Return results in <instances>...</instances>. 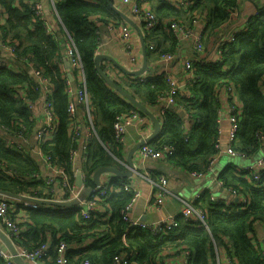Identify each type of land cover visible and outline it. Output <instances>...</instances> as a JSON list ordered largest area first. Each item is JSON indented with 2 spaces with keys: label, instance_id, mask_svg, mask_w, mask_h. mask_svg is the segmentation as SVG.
Masks as SVG:
<instances>
[{
  "label": "trees",
  "instance_id": "16d2710c",
  "mask_svg": "<svg viewBox=\"0 0 264 264\" xmlns=\"http://www.w3.org/2000/svg\"><path fill=\"white\" fill-rule=\"evenodd\" d=\"M30 1L35 0H0L4 19L0 22V40L10 38L18 41L19 56L31 55L49 77L54 89V108L60 121L56 144L51 152L61 166L72 172L69 151L75 144L69 139L67 132L68 98L65 95L66 82L61 69L63 42L60 35H48L42 21H34L28 5ZM55 1L57 14L64 28L77 42L84 65L86 87L96 118L98 138L88 144V160L82 167L88 185L93 186L92 175L100 168L118 167L113 155L122 158L124 154L113 130L115 117L136 109L107 88L95 65L100 44L98 22L106 24L110 19L121 18L106 0L98 4L84 0ZM194 1L186 9L176 8L166 2L154 9L159 25L144 34L150 66L163 54L176 55L184 47L169 34L170 22H183L194 29L195 18L205 16L209 21L204 28V35L206 32L207 35H212L229 22L240 11L241 6V0ZM150 43L156 45L155 50L149 49ZM220 50L222 59L217 62L193 61L194 81L184 90L175 93V104L163 110L159 120L161 131L150 143L157 150L165 146L174 147L175 152L167 161L171 166L183 168L189 174H207L212 158L218 153L216 141L220 103L216 93L226 83L238 87V97L243 104L239 115L237 140L232 148L241 154L242 159H254L258 154L264 156L258 140V135H264V11L258 17L251 18L247 22L246 30L237 33L234 41L224 44ZM154 69H157V75L154 78L148 77L147 82H142L141 76H137L128 77L124 86L118 83L150 111H156L162 103L160 98L170 92L164 72L160 67ZM159 71L162 73L159 74ZM20 84L28 85L29 93L34 96L32 82L27 74L0 71V120L5 124L19 123L20 126L30 129L32 124L29 112L13 95L15 86ZM0 158L8 161L10 168L19 176L15 178L0 175L1 192L33 194L35 190H39L42 182L32 177L40 169L34 159L25 158L18 151L6 149L1 138ZM261 174L263 177L264 171ZM245 175L246 172L231 167L219 176L226 187L248 196L245 205L236 204L224 208L222 204L211 201L208 194L201 197L200 205L196 204L208 212V230L181 222L179 228L162 237H155L142 230L128 233L122 211L133 195L121 189L115 179L112 181L114 191L103 202L104 207L110 205L112 211V217L107 222L95 220L99 214L85 220L77 212L68 214L40 204H36L37 207L18 205L17 210L27 216V221L22 223L25 227L21 233L22 246L34 249L48 241L51 245V260L46 261V264H53L57 256L55 247L59 243H80L89 237L99 238L103 235L109 242L99 255H84L76 260L72 258L71 264H80L85 258L94 264H115V256L130 255L133 252L135 254L129 264H158L159 256L165 252L177 254L174 251L178 249L191 250L188 264H215L217 248H222L238 264H264L260 250L252 244L249 237L254 225L264 221V188H255ZM157 177L153 176L152 179ZM69 254L72 256L71 252ZM78 254L83 255L81 252Z\"/></svg>",
  "mask_w": 264,
  "mask_h": 264
},
{
  "label": "built area",
  "instance_id": "2783aa9c",
  "mask_svg": "<svg viewBox=\"0 0 264 264\" xmlns=\"http://www.w3.org/2000/svg\"><path fill=\"white\" fill-rule=\"evenodd\" d=\"M92 4H98L105 0H84ZM114 4V1L111 0ZM153 0H119L122 6L129 8L130 13L139 19L140 29L143 32H151L158 25L159 20L155 11L151 7ZM166 1V0H165ZM176 8H188L194 4V0H168ZM29 8L33 15L34 21H42L43 27L48 35L57 36L62 38V64L61 69L64 73V79L66 82L65 95L68 98V128L67 132L69 139L75 144V147L69 151V161L72 166V172H68L67 169L58 163V159L53 156L51 149L55 146L56 134L60 127L59 118L55 112L53 103V86L47 74L35 62L31 55L19 56L17 48L19 42L10 38L0 40V71H8L15 74H27L31 79V89L34 96L29 93L28 85H16L13 93L14 97L20 100L24 106H26L29 115L31 128L28 129L25 126H20L19 123L11 122L10 124L2 123L0 120V138L3 144L8 150H15L20 152L25 158H32L39 166V171L35 172L32 177L36 180H41L42 188L35 190L33 194L23 193L19 194L21 198H12L0 193V231H2L7 238L12 242L16 248L18 254L23 260L34 264H46V261H50L49 257L51 251V245L48 241H45L37 246V248L29 249L22 246L21 233L25 227L22 223L26 222V213L17 210L18 205L24 207H37L35 203L26 201L25 198L38 199L44 201H52L57 203H69L77 202V206L52 208L53 210H60L65 213L77 212L85 220H90L94 215L100 214V207L103 202L109 198V194L114 191L112 182H101V185L94 189V195L90 198H82V192L85 188V174L83 172V165L88 160V144L95 138H98V133L95 125L94 109L91 101L90 94L86 87V76L84 71V65L82 57L75 41L74 37L66 31L64 28L56 10V1L50 0L52 8V18L57 20V25H53L50 21V16L46 12V5L42 0H35L28 2ZM115 6V4H114ZM116 7V6H115ZM117 8V7H116ZM118 9V8H117ZM119 10V9H118ZM261 12L255 13V17H258ZM3 9L0 7V22L3 19ZM128 16V15H127ZM121 18V17H120ZM208 18L196 17L194 20V29L189 28L183 22L172 21L169 24L168 32L174 37L180 44L191 47L197 54L199 61L207 54V46L205 40L201 34L195 32V27L201 24L206 26ZM102 23V22H98ZM110 32H117L119 39L125 48L126 69L129 71H137L140 66L143 57L141 51H137L135 43L140 44V41H134L133 32L135 29L124 19H110L106 23ZM202 27V28H203ZM240 33V32H239ZM100 35V31H97ZM237 34V32H236ZM234 34L229 39H220L217 44V57L218 60L222 59V51L220 47L224 44L231 43L235 39ZM100 45V44H99ZM99 48V47H98ZM156 45L150 43L149 49L155 50ZM98 52V51H97ZM96 52V54H97ZM69 62L70 68H66L65 62ZM177 61V56L173 54H163L160 56L157 62L151 64V67H160L164 72L166 80L170 86V92L167 96L161 97L160 101L166 104V108H171L175 104L174 95L177 91H180L182 87L186 86L194 81L193 77V60H183L182 64L185 70V76L182 80H176L169 72L170 66ZM207 61V57L205 59ZM149 69V68H148ZM159 71V74L162 73ZM110 75V76H109ZM109 77L112 73L109 72ZM72 76V79H70ZM148 77L141 75L142 82H147ZM152 78V77H151ZM116 82V81H115ZM108 89L114 91L118 96L120 94L113 90L106 84ZM182 91V90H181ZM262 92L264 93V84L262 85ZM121 97V96H120ZM217 100L220 103L219 118H218V137L216 141V148L218 153L212 158L210 165L207 168V173L212 170V165L218 159L219 154L222 152L220 149V138L222 135V123L224 121V111L227 112L228 121L230 123V146L226 149V153L230 156L241 157V154L232 148V144L237 140V132L239 128L240 114L242 111V103L238 97V87L232 84H224L219 87L216 93ZM122 98V97H121ZM80 113L83 116L85 129L81 131L82 124L80 122ZM223 117V118H222ZM150 119L142 114L137 108L117 115L113 123V130L115 138L118 143L123 147L125 136L130 127H136L138 129L148 127ZM186 127L185 125L183 126ZM84 128V127H83ZM146 130V129H145ZM188 132V129L186 128ZM33 140L36 142L35 148L32 145ZM258 140L262 149L264 150V135H258ZM175 152V148L172 146H165L161 150H157L150 144L142 146L135 154L145 161L161 162L167 161L169 156H172ZM114 160L120 165L128 168V165L124 161V155L122 158L114 156ZM243 157V156H242ZM240 171V170H239ZM246 172L244 176L252 182L253 186L257 189L264 188V176L262 177L261 171H264V156L257 159L247 169H241ZM81 175L82 185L78 186L75 183L78 175ZM0 175L8 177L19 178V176L10 168L8 161L0 158ZM192 177H201L204 173L191 172ZM154 187V192L151 196L150 204L148 207L152 210H157L163 207L166 200L173 196L170 189V181L164 176L160 175L156 179H149ZM219 185L224 187V190L229 194L228 199H217L214 196L211 197V201L217 204H222L224 208H230L236 204H246L248 202V196L243 195L238 190L225 187L221 180H218ZM117 183L126 192H130L133 196L130 203L122 211L123 220L127 223V229L132 228L135 232L138 229L146 231L155 237H162L169 235L175 231L181 225V222L188 223L194 227H202L206 230L208 226V212L202 207L195 205L194 203L180 200L182 207L176 216H171L167 219L155 223H146L140 220H133L131 217L132 210L137 201L141 198L142 194L133 186L128 180L117 178ZM63 198H59V196ZM230 196H234L235 200H230ZM23 197H25L23 199ZM199 199V197L197 198ZM39 205V204H38ZM253 244V242H252ZM254 245V244H253ZM255 246V245H254ZM262 257L264 258V249H260ZM76 246L66 242L59 243L56 247V258L53 264H71L72 256L69 254L74 251ZM174 252L177 254L163 253L158 257V264H188L190 249H178ZM132 254H121L115 256V264H129L133 259ZM0 264H15L14 256L6 243L0 238ZM80 264H94L90 259L85 258ZM215 264H238V262L227 255L224 251L220 252L216 249Z\"/></svg>",
  "mask_w": 264,
  "mask_h": 264
},
{
  "label": "crops",
  "instance_id": "0c3cea01",
  "mask_svg": "<svg viewBox=\"0 0 264 264\" xmlns=\"http://www.w3.org/2000/svg\"><path fill=\"white\" fill-rule=\"evenodd\" d=\"M42 1L47 7L46 12L50 16L51 23L53 25H57L58 23L57 20L51 17L52 8L50 5V0H42ZM113 1H114L115 6L122 13L128 15L135 22V24L140 27L139 19L130 13V10L128 7L122 6L119 0H113ZM166 1L165 0H153L151 3V7L154 10L156 7H159L163 2H166ZM240 3H241L240 11L235 13L229 22H227L220 30L215 31V33H213L212 35H207V32H206V35H204L205 27H203L201 24L195 27V32L203 36L206 46H207V54L202 60H205L207 57V61H210L212 63L217 62L218 57H217L216 51H217L218 41L220 39H229L234 34H236V32L239 33L241 31H245L247 28V22L255 16V13L258 11H264V0H241ZM98 27L100 28V45H99V48L97 49L98 52L96 56L97 55L110 56L114 58L116 62H118L120 65L126 68L127 62H126L125 55H124L125 48H124V45L121 43L117 32H110L106 24L99 23ZM132 36H133L134 41L138 40L141 42V38L136 29L133 32ZM135 48L137 51L139 50L141 51L142 57H143L144 55H143L142 43L140 44L135 43ZM176 56H177V61H175L170 66L169 72L176 80H182L185 76V70H184L182 61L185 59L199 61L200 59L198 58L195 51L187 45L182 47L181 51H179L176 54ZM143 61L144 60H142L140 66L138 67V70L142 68ZM102 66L104 67L103 69L104 72H106L108 75H109V72L112 73V76L110 78L116 81L117 84L118 82H121L120 78H126L125 79V82H126L128 81V77H130L124 74L122 71H120L118 68H116L112 63L108 61H104L102 63ZM148 68L149 69L147 70L145 75L146 76L149 75L154 78L157 75V69H154V68L152 69L151 66L149 65V62H148ZM241 105L243 109V104ZM166 109H167L166 104L161 103L158 109L156 111L152 110V112L160 120L163 114V110H166ZM223 115H224V118L222 117L224 119L222 123L223 132L220 138V149L222 152L219 154L218 159L212 165V170L210 173H207L205 175H202L201 177L195 178V177H192L188 173V171H186L185 169L171 166L168 161H164V162L163 161L161 162L145 161L137 155L134 157L135 174L132 178L125 179V180H128V182H130L133 186L137 187V189L142 194L141 198L137 201L136 205L134 206L132 210L131 217L133 218V220H140L146 223H155V222L162 221L163 219H167L171 216H176L182 207L180 200H185V201L194 203L195 205L199 203L200 205L201 197L204 194L210 195V199L212 196H214L217 199H228L229 198V194L226 192L227 190H224V187L219 185V182H218V180H220L219 176L222 174V172L228 170L231 167L236 168L238 171L239 170L241 171V169H247L256 161V158L243 159V160H246V163H247L246 165H243V166L230 165L231 160L236 159L237 156L233 157L226 153V149H228L230 146V123L228 121V115L226 111H224ZM80 118H81L80 122L82 126L84 127V128L82 127L81 131H83L85 129V124H84L83 116L81 113H80ZM153 131H154V125L151 122V120H150L148 127H144V128L141 127V129H138L136 127H130L128 129L126 136H125V141L123 143V152H124L123 155H124L125 162H126V158H127L129 151L134 146H136L138 143H140L142 140L148 139L152 135ZM0 135H3V134L0 132ZM32 145L35 148L36 146L35 140H33ZM117 168H119L122 171H127L128 169L120 164ZM93 175H92V180H91L92 182H93ZM160 175H164L169 179L170 184H171L170 189H171L173 196H171L170 198L166 200V203L163 207H160L157 210H152L148 206L152 204V201L151 203L149 202L154 192V187L152 186V183L149 181V179H152L153 176H160ZM77 179L78 177L75 180L76 185H78ZM115 179L117 178L114 177L112 174H104L101 177V182L108 183L109 181L112 182ZM84 182H85V188L82 192L81 197L90 198L94 194L89 195L85 193L84 192L85 189L86 188L95 189L97 188V186H95L94 182H93V186L88 185L87 178H85ZM39 188H42V183L40 184ZM198 197L199 199H197ZM59 198H63V196L60 195ZM235 199L236 198L234 196H230V200H235ZM104 206H105L104 204H102V206H99L101 213L95 220L100 219L102 220V222H107L112 217V211L109 208L110 205L109 206L106 205V207ZM44 207L47 208L48 206H44ZM131 231H134V230L132 228H130L129 230L127 229L128 233ZM249 237L251 238L255 246L259 247L260 249H264V221L257 222L254 225L253 230H251L249 233ZM125 240H127V238ZM108 242L109 241L107 240V238L103 237V235L99 238L89 237L84 242H80V243L72 242V244L76 246V249L71 252L72 258L76 260V258H81L84 255L85 256L86 255H99L100 252L107 246ZM83 251L85 253H83ZM219 251L223 252L222 248ZM79 252H81L83 255L78 254ZM23 261L25 264H34L26 260H23Z\"/></svg>",
  "mask_w": 264,
  "mask_h": 264
},
{
  "label": "water",
  "instance_id": "95a60500",
  "mask_svg": "<svg viewBox=\"0 0 264 264\" xmlns=\"http://www.w3.org/2000/svg\"><path fill=\"white\" fill-rule=\"evenodd\" d=\"M107 3L110 5V7L124 20H126L130 25H132L139 33V36L141 38V43H142V48H143V66L140 70L137 71H129L122 65H120L118 62L114 60V58L106 55H97L95 58V65H96V70L100 77L104 80L105 84L110 86L113 90L117 91L120 96L124 97V99L130 103L132 106L137 108L140 112H142L144 115H146L151 122L154 125V131L152 135L146 139L142 140L140 143H138L136 146H134L128 153L127 158H126V163L128 165L127 171H122L117 167H104L98 169L94 175H93V182L95 186L99 187L101 185V177L104 174H112L116 178H121V179H130L134 176L135 174V162H134V157L136 152L144 145L150 144L155 137L158 136V134L161 131V123L159 119L156 117V115L150 111L148 108H146L144 105H142L141 102H139L135 97H133L131 94L126 92L120 85H118L113 79H111L106 72L102 69V63L104 61H108L112 63L116 68H118L120 71H122L124 74L130 77H137L146 74L148 70V56H147V46L145 43L144 35L142 30L138 25L135 24V22L126 14L122 13L120 10H118L114 4L112 3L111 0H106ZM66 68H70L69 62H65ZM70 79H72V76H70ZM185 88L182 87L181 90H184ZM77 184L78 186L82 185V180H81V175H78L77 179ZM85 193L92 195L94 193V188H86ZM1 194L7 195L12 198H21L19 194H12V193H7V192H1ZM25 197H23L24 199ZM26 201H29L31 203L35 204H40L42 206H48V207H53V208H63V207H73L77 205V202H69V203H57V202H52V201H44V200H38V199H29L25 198ZM0 238L6 243L8 248L10 249L11 253L14 256L15 264H25L23 259L20 257L18 254L16 248L12 244V242L7 238V236L0 231Z\"/></svg>",
  "mask_w": 264,
  "mask_h": 264
},
{
  "label": "rangeland",
  "instance_id": "374dc122",
  "mask_svg": "<svg viewBox=\"0 0 264 264\" xmlns=\"http://www.w3.org/2000/svg\"><path fill=\"white\" fill-rule=\"evenodd\" d=\"M125 79H126V78H120V81H121V82H118V83H119L120 85L124 86ZM262 156H263V154H258V155H256V160L259 159V158L262 157ZM246 164H247V163H246V160H243V159L238 158V157H236V159H232V160H231V163H230V165H238V166H243V165H246Z\"/></svg>",
  "mask_w": 264,
  "mask_h": 264
}]
</instances>
